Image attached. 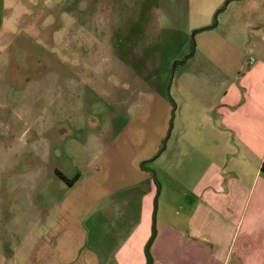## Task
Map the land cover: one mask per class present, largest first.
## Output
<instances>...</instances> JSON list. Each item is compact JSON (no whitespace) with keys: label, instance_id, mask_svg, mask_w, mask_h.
Here are the masks:
<instances>
[{"label":"rangeland","instance_id":"obj_1","mask_svg":"<svg viewBox=\"0 0 264 264\" xmlns=\"http://www.w3.org/2000/svg\"><path fill=\"white\" fill-rule=\"evenodd\" d=\"M230 1L0 0V264L93 262L133 166L159 183L175 172L213 78L257 57Z\"/></svg>","mask_w":264,"mask_h":264},{"label":"crops","instance_id":"obj_2","mask_svg":"<svg viewBox=\"0 0 264 264\" xmlns=\"http://www.w3.org/2000/svg\"><path fill=\"white\" fill-rule=\"evenodd\" d=\"M230 2L238 6L230 13L231 33L243 28L257 37V57L236 70L233 65L228 77L213 78L223 88L206 127L192 142L179 143L175 172L159 183L147 160L133 166L138 178L120 188L124 197L116 195L115 212L101 214L103 237H94L98 245L90 238L93 262L70 254L65 264H148L154 218L152 264H264V0ZM98 221L90 228L97 231Z\"/></svg>","mask_w":264,"mask_h":264},{"label":"trees","instance_id":"obj_3","mask_svg":"<svg viewBox=\"0 0 264 264\" xmlns=\"http://www.w3.org/2000/svg\"><path fill=\"white\" fill-rule=\"evenodd\" d=\"M216 25H217V22L214 23L212 26L207 27L205 29L213 28ZM141 166L144 167V165H141ZM263 170H264V167H263ZM59 174H60V176H61L62 179L68 181L63 175H61V173H59ZM155 235H156V226H155V218H154V222H153V234H152V237H151V239H150V241H149V243L147 244V247H146V253H147V256H148V264H152V261H153L152 260L151 253H150V244H151L152 240L154 239Z\"/></svg>","mask_w":264,"mask_h":264},{"label":"built area","instance_id":"obj_4","mask_svg":"<svg viewBox=\"0 0 264 264\" xmlns=\"http://www.w3.org/2000/svg\"><path fill=\"white\" fill-rule=\"evenodd\" d=\"M249 60L252 62V61H254V58L253 57H250Z\"/></svg>","mask_w":264,"mask_h":264},{"label":"flooded vegetation","instance_id":"obj_5","mask_svg":"<svg viewBox=\"0 0 264 264\" xmlns=\"http://www.w3.org/2000/svg\"><path fill=\"white\" fill-rule=\"evenodd\" d=\"M129 84H132V82H129Z\"/></svg>","mask_w":264,"mask_h":264}]
</instances>
